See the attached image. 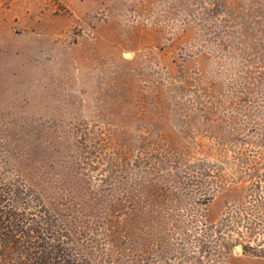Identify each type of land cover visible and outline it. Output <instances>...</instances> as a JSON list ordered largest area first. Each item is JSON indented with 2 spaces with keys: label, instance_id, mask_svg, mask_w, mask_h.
Returning a JSON list of instances; mask_svg holds the SVG:
<instances>
[{
  "label": "rangeland",
  "instance_id": "374dc122",
  "mask_svg": "<svg viewBox=\"0 0 264 264\" xmlns=\"http://www.w3.org/2000/svg\"><path fill=\"white\" fill-rule=\"evenodd\" d=\"M5 190L75 264H264V0H0Z\"/></svg>",
  "mask_w": 264,
  "mask_h": 264
},
{
  "label": "trees",
  "instance_id": "16d2710c",
  "mask_svg": "<svg viewBox=\"0 0 264 264\" xmlns=\"http://www.w3.org/2000/svg\"><path fill=\"white\" fill-rule=\"evenodd\" d=\"M0 194V264H75L60 240L53 243L39 227H30L25 217Z\"/></svg>",
  "mask_w": 264,
  "mask_h": 264
}]
</instances>
